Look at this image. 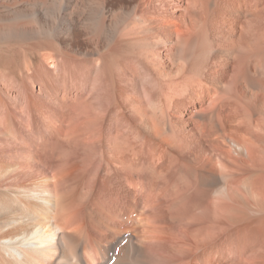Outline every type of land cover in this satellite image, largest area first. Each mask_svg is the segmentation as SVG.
Masks as SVG:
<instances>
[{
    "label": "bare ground",
    "instance_id": "6f19581e",
    "mask_svg": "<svg viewBox=\"0 0 264 264\" xmlns=\"http://www.w3.org/2000/svg\"><path fill=\"white\" fill-rule=\"evenodd\" d=\"M0 264H264V0H0Z\"/></svg>",
    "mask_w": 264,
    "mask_h": 264
}]
</instances>
